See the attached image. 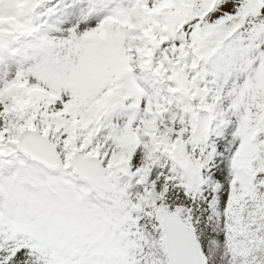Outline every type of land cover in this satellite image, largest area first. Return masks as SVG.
<instances>
[{
    "label": "snow or ice",
    "instance_id": "6c2138e0",
    "mask_svg": "<svg viewBox=\"0 0 264 264\" xmlns=\"http://www.w3.org/2000/svg\"><path fill=\"white\" fill-rule=\"evenodd\" d=\"M0 264H264V0H0Z\"/></svg>",
    "mask_w": 264,
    "mask_h": 264
}]
</instances>
